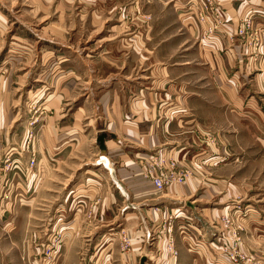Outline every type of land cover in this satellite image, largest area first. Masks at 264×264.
Instances as JSON below:
<instances>
[{
	"label": "crops",
	"instance_id": "1",
	"mask_svg": "<svg viewBox=\"0 0 264 264\" xmlns=\"http://www.w3.org/2000/svg\"><path fill=\"white\" fill-rule=\"evenodd\" d=\"M77 1L79 19L68 21L95 31L100 42L94 48L100 47L90 51L98 67L79 59L78 75L49 99L52 107L32 145L35 165L18 171L8 190L30 202V214L45 199L55 215L70 217L64 229L73 234L67 233L56 263L139 264L149 246L140 242L153 232L148 264H229L218 250L227 242L218 234V219L229 213L238 216L241 250L254 259L251 264H264V0H215L220 15L211 10L204 19L198 17L203 0ZM246 14L253 17L258 44L236 33ZM218 20L212 41H204V28ZM60 51L63 60L75 55L70 47ZM71 87L90 90L71 95ZM7 104L4 95V143L8 115L15 118ZM157 154L189 167V180L158 190L145 176ZM71 173L75 186L66 189ZM59 184L66 189L61 195ZM18 208L1 212L0 248L9 232L14 257L24 264L23 227L6 216L17 217ZM165 211L173 220L161 217ZM114 222H125L132 232V250H106L101 237L91 236ZM169 234L176 254L165 250ZM76 235L85 249L78 254L71 251ZM88 248L94 255L86 254Z\"/></svg>",
	"mask_w": 264,
	"mask_h": 264
},
{
	"label": "rangeland",
	"instance_id": "2",
	"mask_svg": "<svg viewBox=\"0 0 264 264\" xmlns=\"http://www.w3.org/2000/svg\"><path fill=\"white\" fill-rule=\"evenodd\" d=\"M78 4L77 0L72 2L68 0H0V99L4 95L6 96V101H8L7 108L10 110V115L15 117L14 119H10L8 115L5 123L8 131L7 143L0 141V217L3 209L6 211L10 209L11 211L14 205L15 207H19L17 211L20 214H17V217L12 218L9 214L6 216L8 221H13L12 224L18 223L23 227L21 240L25 242L27 247V239H32L31 245L28 248L24 245L20 249V255L23 257L20 258V261H26L24 264H57L56 262L62 252V245L66 240L67 233L69 235L73 234L70 230L68 232L64 229L68 221L67 219L70 217L67 218L64 216V213L58 215V211L57 215H55V210L47 209L45 199L38 201V212L30 214V210L26 206L30 202L26 201L25 198L20 200L13 193L8 195V190L11 186L10 179L12 182L18 171H23L27 169L26 167L31 169L35 165L36 159L32 155V145L36 139L37 126L45 124L48 106L49 108L52 107V104L50 105L52 100L49 99L54 95L62 94L64 80L75 79L79 71L78 66H75L78 65L79 59L87 65H96L93 51H90V47L92 49L100 47L94 48V42H100L99 40L95 41L96 35L93 36L95 31L92 30L93 28H86L84 22L81 25L82 30H78V24H69L68 21L69 18L74 22L79 19L78 6H75ZM250 16L252 17V15ZM83 18L85 19L86 16L84 15ZM207 26H212V24ZM207 26L202 32L204 41L210 39ZM251 33V31H248L247 36L254 43V39L250 36ZM63 46L70 47L75 54L69 60L62 59L63 52L60 50H62ZM67 56L65 57L68 58ZM104 63L106 62L102 64ZM64 65L65 67H63ZM70 65H72L71 70H69ZM94 67L96 69L98 66ZM98 73L100 75L103 73L100 68ZM86 90L90 89L71 87L70 93L71 95L83 96ZM76 102L70 104V111H73ZM86 128H83L81 131H88V128ZM85 142L88 147L90 138ZM83 154L88 155L90 152ZM31 159H33L32 164ZM75 159L77 160V158ZM24 161L28 166L24 164ZM185 168L190 171L191 175V169L189 167ZM24 172L26 171L24 170ZM71 174L72 178L69 179L66 189L68 186L70 188L75 186L77 177L75 178L74 174ZM58 186L60 187V191H58L61 195L66 189L61 190L62 184ZM6 193L7 195L5 196ZM23 195H28L27 198L30 197V193H24ZM38 195L42 197L40 190ZM56 197L57 199L59 198V196ZM20 201L22 205H19ZM24 209H27V211L25 212ZM90 209L91 205L89 204L86 211L87 218L91 215ZM224 214L230 215L229 213H222L219 216L218 234L221 238H223V234L227 235V233L222 232L221 219ZM230 216L235 219V229L238 231L237 234H239L240 226L237 223L238 218L233 215ZM3 217L4 215H2ZM161 217H164L167 221L173 220L166 211L162 212ZM166 220H164L163 224ZM124 225L123 223L116 222L112 225H104L102 226L104 231L101 233L98 231L93 232L91 236L95 239H100L101 237L100 240L104 245L103 248L106 250L109 249L107 245H111V249L115 252L130 251L133 246L132 232ZM3 235V233L0 234V239L3 238ZM146 236V241H141L140 243L144 244L147 242L149 246L142 248V252L146 251L147 254L144 253L145 255L141 256L139 264H148L150 250L148 248H152L157 238V235L153 232H149ZM77 237L78 235L73 239L75 240V245L71 248V251L74 249L76 254L80 250L85 251V249L78 247ZM5 238L7 239L5 243L6 248H0L1 264H18V258L14 257L15 249L8 242L10 240L9 232L6 233ZM84 238L93 239L91 237ZM173 243L174 239L172 235H167L165 250L176 254L174 253ZM16 251L18 254L19 250L17 248ZM94 251L95 249L88 248L86 254L94 255V253H90ZM240 251L246 254L241 248ZM228 262L232 264L230 261Z\"/></svg>",
	"mask_w": 264,
	"mask_h": 264
},
{
	"label": "built area",
	"instance_id": "3",
	"mask_svg": "<svg viewBox=\"0 0 264 264\" xmlns=\"http://www.w3.org/2000/svg\"><path fill=\"white\" fill-rule=\"evenodd\" d=\"M211 10L216 15H220V11L216 7L215 0H203L201 10L198 12L199 19H204L207 15L206 13ZM221 23L222 21L220 20H218V23L211 22L212 26L209 28L210 39L205 41H212L211 39L214 37V30L216 29V26ZM251 28H253V19L250 15H247L246 18H242L240 20L236 33L239 35H247ZM253 29L254 30L250 36L254 39L255 43L258 44L260 41V35H258V31L255 28ZM201 38L203 39V37ZM150 158L152 159L150 162L151 165L149 168L145 169V176L148 179H151L153 185L158 190H161L170 184L185 183L187 178L190 176V171L187 168L179 165L175 159L169 156L166 157L165 155L157 154L151 155ZM32 163L33 159H31V164ZM236 217L238 218L237 215ZM234 221L235 219L228 214H224L222 217V232L227 233V235L223 234L222 236L227 242L219 246L218 250L232 264H251L253 263V258L240 251V236L237 234L238 231L235 229ZM174 253L176 252L174 251Z\"/></svg>",
	"mask_w": 264,
	"mask_h": 264
},
{
	"label": "water",
	"instance_id": "4",
	"mask_svg": "<svg viewBox=\"0 0 264 264\" xmlns=\"http://www.w3.org/2000/svg\"><path fill=\"white\" fill-rule=\"evenodd\" d=\"M97 140H98V142L102 143L104 140V135L99 136Z\"/></svg>",
	"mask_w": 264,
	"mask_h": 264
},
{
	"label": "bare ground",
	"instance_id": "5",
	"mask_svg": "<svg viewBox=\"0 0 264 264\" xmlns=\"http://www.w3.org/2000/svg\"><path fill=\"white\" fill-rule=\"evenodd\" d=\"M248 14L244 15L242 18H246ZM206 18V17H205ZM211 26H207L208 30ZM147 261V260H146Z\"/></svg>",
	"mask_w": 264,
	"mask_h": 264
}]
</instances>
